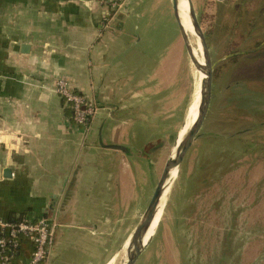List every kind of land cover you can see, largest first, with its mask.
Instances as JSON below:
<instances>
[{"label":"crops","instance_id":"1","mask_svg":"<svg viewBox=\"0 0 264 264\" xmlns=\"http://www.w3.org/2000/svg\"><path fill=\"white\" fill-rule=\"evenodd\" d=\"M130 1L0 0V218L55 220L45 264H107L129 237L116 212L139 186ZM147 68L159 81L163 68ZM59 77L95 101L87 129L56 94ZM32 250L22 239L10 264H31Z\"/></svg>","mask_w":264,"mask_h":264},{"label":"rangeland","instance_id":"2","mask_svg":"<svg viewBox=\"0 0 264 264\" xmlns=\"http://www.w3.org/2000/svg\"><path fill=\"white\" fill-rule=\"evenodd\" d=\"M192 2L213 64L210 103L181 165L169 174L158 227L134 264H264V0ZM131 8L125 27L135 44L127 64H139V186L116 212L126 236L175 150L200 79L172 0L130 1ZM151 64L163 68L159 81L145 76ZM123 243L112 264L125 260Z\"/></svg>","mask_w":264,"mask_h":264},{"label":"water","instance_id":"3","mask_svg":"<svg viewBox=\"0 0 264 264\" xmlns=\"http://www.w3.org/2000/svg\"><path fill=\"white\" fill-rule=\"evenodd\" d=\"M178 3H179V0H172L173 14L178 24V28L182 36L183 42L187 49L188 55L193 65L198 70L199 74H201V72L205 74V77L203 79L200 78V81H199V101H198V106H197V115L195 119L193 120V122L191 123V125L189 126L181 142L178 143L177 146H175L174 154L171 155L166 160L164 167L161 171V174L159 176V179L155 185L152 196L147 204V207L144 213L142 214L140 220L138 221L137 225L135 226V228L133 229V231L128 237V243L126 247V258L122 264H134L138 255L141 253L144 246L148 243L147 242L146 244H144L141 242L143 230L147 227L150 219L153 217V214L155 212L159 199L162 195L163 187L169 177V173L171 169L177 168L178 170V167L181 165V162L184 158V155L187 149L191 146V144L197 137L198 132L205 119L208 106L210 103L211 90H212L213 64L211 62L206 39L201 29V26L198 22L192 0H186L187 13L189 15L190 23L193 27V30L196 32V35H197V38H198V41L201 47L202 60L204 62V64L201 65L197 63L196 57L192 51V46L188 39L187 32L181 23L179 13H178ZM24 46L27 47L28 45H24ZM113 147L126 150L125 148L119 145H113Z\"/></svg>","mask_w":264,"mask_h":264},{"label":"built area","instance_id":"4","mask_svg":"<svg viewBox=\"0 0 264 264\" xmlns=\"http://www.w3.org/2000/svg\"><path fill=\"white\" fill-rule=\"evenodd\" d=\"M116 5L112 3L113 7ZM54 90L71 109L72 121L87 129L98 110L95 101L75 90L65 77L55 81ZM56 227L55 220L49 217L36 220L23 218L18 221L0 218V264H10L22 239H27L33 245L31 264H45L51 252Z\"/></svg>","mask_w":264,"mask_h":264},{"label":"bare ground","instance_id":"5","mask_svg":"<svg viewBox=\"0 0 264 264\" xmlns=\"http://www.w3.org/2000/svg\"><path fill=\"white\" fill-rule=\"evenodd\" d=\"M178 13H179V17H180L181 23H182L183 27L185 28V30H187V31L191 30L190 32H192V34L195 35V37L197 39L198 49L201 51V47H200L196 32L193 30V27H192V25L190 23L189 15L187 13L186 0H179ZM192 51H193V49H192ZM193 54H194V52H193ZM196 60H197V63H199L201 65L204 64L202 58H199V57L197 58L196 57ZM204 77H205V74L201 72L199 78L203 79ZM199 81H200V79L198 80V92H197V95L195 97L193 106L190 109L189 114L186 116V122L183 123V125L181 126V128H180V130L178 132L175 146H177L178 143L181 142V140L185 136L189 126L191 125V123L193 122V120L195 119V117L197 115V106H198V101H199ZM173 154H174V151L172 152L171 155H173ZM171 170H173V172H174L176 170V168H173ZM170 173H171V171H170ZM168 180H169V177H168V179H167V181H166V183H165V185L163 187L162 195H161V197L159 199V202L157 204V207L155 209L153 217L150 219L147 227L143 230L142 237H141V242L144 243V244H146L154 236L155 231H156V229L158 227L159 218H160V214H161L160 205L165 201V199L167 197V194L169 193V187H167ZM127 243H128V238H127V240L125 241L124 245L121 248H123V249L126 248L127 247ZM113 260H114V257L107 264H111L113 262ZM120 261H121V259H120Z\"/></svg>","mask_w":264,"mask_h":264},{"label":"trees","instance_id":"6","mask_svg":"<svg viewBox=\"0 0 264 264\" xmlns=\"http://www.w3.org/2000/svg\"><path fill=\"white\" fill-rule=\"evenodd\" d=\"M62 101H63V99H62ZM63 102H64V101H63ZM64 104H65V102H64ZM65 105H66V104H65ZM66 106H67V105H66ZM66 110H67V112L70 114L71 119H72V112H71V109L67 106V109H66ZM145 147H146V146H145ZM153 149H154V147H153L152 149L150 148L149 151L147 150L145 154L147 155V153H150ZM20 219H22V218H18V219L15 218V219L10 220V221H18V220H20Z\"/></svg>","mask_w":264,"mask_h":264}]
</instances>
